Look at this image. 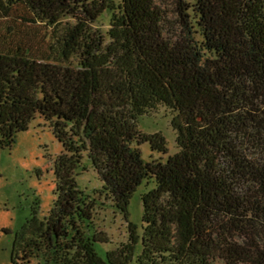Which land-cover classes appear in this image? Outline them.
Segmentation results:
<instances>
[{"label":"trees","instance_id":"obj_1","mask_svg":"<svg viewBox=\"0 0 264 264\" xmlns=\"http://www.w3.org/2000/svg\"><path fill=\"white\" fill-rule=\"evenodd\" d=\"M160 105L172 154L139 126ZM37 116L63 148L56 198L16 233L14 264H264V0H0V151ZM86 164L127 221L105 257ZM152 184L140 232L128 206Z\"/></svg>","mask_w":264,"mask_h":264},{"label":"rangeland","instance_id":"obj_2","mask_svg":"<svg viewBox=\"0 0 264 264\" xmlns=\"http://www.w3.org/2000/svg\"><path fill=\"white\" fill-rule=\"evenodd\" d=\"M109 20L110 12L106 11L95 27L105 32L109 28ZM172 116L169 109L160 105L139 121L141 132H159L165 137L169 154L176 151ZM140 149L145 160L164 161L168 156L152 151L149 143H143ZM62 150V144L55 137L49 122L37 116L26 131L18 133L11 147L0 151V264H14L12 250L15 236L25 222L34 214L41 219L48 215L56 198L55 163ZM77 180L81 189L97 199L94 222L98 230L109 235L110 241L97 243L96 249L105 257L106 251L127 240V221L123 214L114 210L110 201L99 196L102 183L90 164L78 172ZM152 186L139 187L129 202L128 220L135 223L140 232L143 212L140 194ZM30 264H40V261L35 258ZM130 264H135V260ZM215 264L224 263L218 260Z\"/></svg>","mask_w":264,"mask_h":264}]
</instances>
